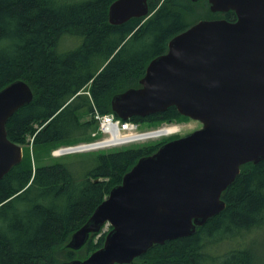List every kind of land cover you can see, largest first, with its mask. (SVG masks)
Returning a JSON list of instances; mask_svg holds the SVG:
<instances>
[{"label": "trees", "instance_id": "16d2710c", "mask_svg": "<svg viewBox=\"0 0 264 264\" xmlns=\"http://www.w3.org/2000/svg\"><path fill=\"white\" fill-rule=\"evenodd\" d=\"M113 1L0 0V90L23 79L34 93L9 118L8 137L24 149L33 138L38 162L40 150L92 138L98 128L93 114L114 113L113 96L141 86L149 62L168 50L172 37L214 14L208 0H149V17L112 24ZM69 40L72 45L66 46ZM87 115L92 118L83 120ZM187 118L170 106L130 119L157 126ZM162 143L67 155L38 165L24 151L23 160L0 179V264L78 258V250L68 246L73 233L125 173ZM222 198L226 207L195 233L116 264H264L248 244L251 233L264 227V159L243 164ZM100 232L90 234L83 258L104 245L106 234L96 239Z\"/></svg>", "mask_w": 264, "mask_h": 264}, {"label": "water", "instance_id": "95a60500", "mask_svg": "<svg viewBox=\"0 0 264 264\" xmlns=\"http://www.w3.org/2000/svg\"><path fill=\"white\" fill-rule=\"evenodd\" d=\"M208 1L212 11L234 10L237 20L201 19L176 34L149 62L141 86L112 98L123 119L176 106L202 127L142 156L68 243L79 250L109 223L104 245L62 264L130 263L154 244L195 233L226 207L222 193L241 166L264 159V0ZM149 12V0H115L109 21ZM33 98L23 79L0 90V179L24 157L7 122Z\"/></svg>", "mask_w": 264, "mask_h": 264}, {"label": "rangeland", "instance_id": "374dc122", "mask_svg": "<svg viewBox=\"0 0 264 264\" xmlns=\"http://www.w3.org/2000/svg\"><path fill=\"white\" fill-rule=\"evenodd\" d=\"M205 7H206V9L209 8V6L206 3H205ZM70 40L66 41V43H65L66 46L72 45L73 41H70ZM91 118L92 117L90 115H87V116L83 117V120H87V119H91ZM172 122L174 124L172 126L157 128V129H154L152 131H146L144 133L135 134L133 136H131V135L130 136H123L122 138H125L126 139L125 141H122L120 143H116V145L112 146V148L108 147L107 149H102V150L99 149L95 152L103 151V150L125 148V147H130V146H141V145H147V144H154L156 142H163L164 139L159 140L161 137L170 136L168 138H165V139H170V138L175 137V136L185 135L187 133H190V132L202 127V122L200 120L193 119L190 117H188L187 119H184V120H179V121L176 120V121H172ZM166 123L170 124L169 121H164V122H161L160 124H166ZM160 124H158V125H160ZM176 124L181 125V127L177 126ZM153 126H156V125H151L149 122L143 121V122H141L140 128L141 129H147V128H151ZM165 128H173L174 130L172 132H169V133L160 134L157 137L150 136L151 132L160 131V130H163ZM176 133H178V134H176ZM174 134H176V135H174ZM171 135H173V136L171 137ZM113 136H117V133H115ZM29 138L31 139V137H29ZM143 140H151V141L139 142V141H143ZM154 140H156V141H154ZM131 141H133V142H131ZM130 144H132V145H130ZM120 145H124V146H120ZM117 146H119V147H117ZM24 147H25L24 151H26V153H29L31 155V157L33 158V163L35 165H38V163H49V162L55 160L56 158H59V157H56L52 154V149H50V151H46L45 149H43V150H40V152H39L41 159L39 160L40 162H38V160L36 159L38 152L36 151V149H34L32 143L30 142V143H28V145H25ZM111 228H112V226L110 224H106L102 228L101 232L98 234L96 239H98L103 233L107 234ZM248 244L250 245L252 250H254L257 261H264V227L258 229L257 231H254L253 233H251V235L248 237ZM225 246L229 247V246H232V244L228 243ZM85 254H86V249H85V247H83V248L78 250L77 257L83 258L85 256Z\"/></svg>", "mask_w": 264, "mask_h": 264}, {"label": "built area", "instance_id": "2783aa9c", "mask_svg": "<svg viewBox=\"0 0 264 264\" xmlns=\"http://www.w3.org/2000/svg\"><path fill=\"white\" fill-rule=\"evenodd\" d=\"M95 119L99 123V130L98 132L93 133V136L97 137L98 134H101L100 138H96L88 141H81L75 144L60 146L53 151V154L56 156H60L66 154H75V153L93 151L92 148H89V145L91 143L107 140L111 138L112 135H114L115 133H117V135L120 136H130L135 134H141L149 130L150 131L154 130V129L141 130L136 122L131 120H122L113 113L102 114L96 111ZM162 127H166V126H162Z\"/></svg>", "mask_w": 264, "mask_h": 264}, {"label": "bare ground", "instance_id": "6f19581e", "mask_svg": "<svg viewBox=\"0 0 264 264\" xmlns=\"http://www.w3.org/2000/svg\"><path fill=\"white\" fill-rule=\"evenodd\" d=\"M173 130H174L173 128H165V129L160 130V131L151 132L150 136L157 137L160 134L169 133V132H172ZM131 136H133V135H131ZM112 137L107 139V140L99 141V142H96V143H91L89 145V148H92L93 150L102 149V148H106V147L108 148V147L115 146L116 143H120V142L126 140L125 138H122L123 136H120V135H117V136H113L112 135ZM131 142H133V141H131Z\"/></svg>", "mask_w": 264, "mask_h": 264}, {"label": "flooded vegetation", "instance_id": "af4514ba", "mask_svg": "<svg viewBox=\"0 0 264 264\" xmlns=\"http://www.w3.org/2000/svg\"><path fill=\"white\" fill-rule=\"evenodd\" d=\"M212 11V10H211ZM214 13L212 17L210 18H205V19H226L228 21H235L237 20V14L234 10H229V11H212ZM180 136H175L170 139H164L163 142H167L169 140L178 138Z\"/></svg>", "mask_w": 264, "mask_h": 264}]
</instances>
